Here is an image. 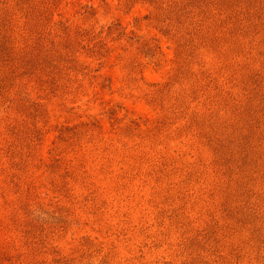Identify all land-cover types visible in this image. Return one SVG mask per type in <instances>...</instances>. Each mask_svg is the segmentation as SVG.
Returning a JSON list of instances; mask_svg holds the SVG:
<instances>
[{
	"label": "rangeland",
	"instance_id": "374dc122",
	"mask_svg": "<svg viewBox=\"0 0 264 264\" xmlns=\"http://www.w3.org/2000/svg\"><path fill=\"white\" fill-rule=\"evenodd\" d=\"M0 264H264V0H0Z\"/></svg>",
	"mask_w": 264,
	"mask_h": 264
}]
</instances>
